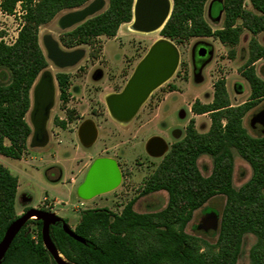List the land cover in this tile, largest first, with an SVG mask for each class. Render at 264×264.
I'll return each mask as SVG.
<instances>
[{"label":"trees","instance_id":"16d2710c","mask_svg":"<svg viewBox=\"0 0 264 264\" xmlns=\"http://www.w3.org/2000/svg\"><path fill=\"white\" fill-rule=\"evenodd\" d=\"M90 0H0V12L22 13V25L12 45L0 40V69L10 80L0 85V156L19 160L27 148L31 128L25 120L30 109V91L47 68L38 41V30L63 10L77 9ZM172 11L160 31V37L176 46L191 38H215L223 46L235 47L243 31L250 33L248 59L242 77L249 85V100L232 106L225 81L213 85L209 104L195 101L194 115L207 114L210 127L205 134L194 129L191 120L183 139L173 144L160 164L145 181L141 195L165 191L166 207L157 213L139 214L128 202L119 215L107 209L82 212L73 229L85 241L76 242L64 233L60 224L50 226L51 241L65 261L72 264H236L242 239L256 237L249 252V264H264V136L251 137L243 127V118L264 99V80L253 64L264 59V47L256 36L264 33V0H223V25L212 30L205 20L208 0H171ZM134 0H108L106 10L67 34L66 45L90 43L96 36L113 37L122 24L132 20ZM233 56V52H230ZM64 98L67 78L58 75ZM57 126L63 122L55 120ZM233 151L252 170L250 179L239 189L232 185ZM213 159L210 176L204 178L197 166L203 155ZM18 178L0 164V241L18 216L14 203ZM222 195L218 238L213 248L202 251L201 242L185 233L194 211L211 198ZM28 211V210H27ZM67 223L66 220H62ZM34 225V234L28 226ZM40 220H28L11 242L0 264H55L43 247Z\"/></svg>","mask_w":264,"mask_h":264},{"label":"rangeland","instance_id":"374dc122","mask_svg":"<svg viewBox=\"0 0 264 264\" xmlns=\"http://www.w3.org/2000/svg\"><path fill=\"white\" fill-rule=\"evenodd\" d=\"M222 1L208 0L205 4L204 17L213 31L221 29L223 25ZM96 2L102 4L101 8L85 20L99 15L106 10L108 0H90L80 8L63 10L39 28L38 41L47 61V68L43 72L53 77L59 72L70 75L68 99L64 102L58 100L56 86L54 105L44 126L48 136L45 146H32L29 139L28 147L19 160L0 156V164L18 178L19 188L14 203L16 216H21L29 209L48 212L66 220L71 230L78 224L82 212L107 209L119 215L131 200L134 201L133 210L139 214L163 210L168 202L165 191L140 194L145 181L165 156L149 157L145 152L146 142L152 137H161L168 146V152L173 144L184 138L191 120L196 132L205 134L210 127V118L207 114L194 115L191 106L195 101L211 103L213 85L218 80L225 81L232 106L247 102L250 95L249 85L242 77L252 38L250 33L243 31L238 44L233 48L223 46L215 38H191L177 46L174 44L180 54L174 75L151 93L132 121L127 124L117 123L108 114L105 98L123 89L150 46L163 37H160L161 30L154 34L134 30L131 20L130 23L122 24L113 37H100L90 45L73 43L71 49H67L61 43L62 38L79 24L61 29L60 21L66 15L81 12ZM246 7L249 8L248 0ZM21 25L22 13L19 7L12 16L0 12V40L12 44ZM255 38L264 47V33ZM50 41L57 42L63 52L77 50L80 54L84 53L82 60L70 68H57L48 56L46 43ZM199 44L208 46L212 55L211 58L203 59V63L195 68L191 51ZM231 51L233 56H230ZM253 67L256 75L264 80V59L255 62ZM96 73L99 74L97 79ZM9 80V72L1 68L0 85L8 84ZM33 90L34 87L30 91V109L25 117L31 130ZM261 112H264V99L243 118V127L251 137L264 136L263 127L258 123L251 125L253 118ZM56 119L63 122L64 127L57 126ZM87 120L94 123L97 139L92 146L85 148L78 140L77 131ZM97 158L116 161L121 171V183L109 193L89 201L81 200L76 190ZM197 166L201 175L207 178L213 168L212 157L201 155L197 159ZM251 175L249 164L233 151V187L239 189ZM43 198L47 201L43 202ZM224 205V196L211 198L194 211L185 227L187 235L200 240L202 251L215 247ZM28 228L35 236L34 225L30 224ZM255 242L256 237L252 234L243 237L236 264H249V252Z\"/></svg>","mask_w":264,"mask_h":264},{"label":"water","instance_id":"95a60500","mask_svg":"<svg viewBox=\"0 0 264 264\" xmlns=\"http://www.w3.org/2000/svg\"><path fill=\"white\" fill-rule=\"evenodd\" d=\"M101 6L102 4L96 2L81 12H73L66 15L62 20V26L67 27L83 21ZM171 11V0H134L132 27L141 33L161 30L169 19ZM46 48L49 58L80 55L79 52H75L72 55L64 54L56 48V44L52 41L46 43ZM200 51V57H204L206 54L207 57L211 58V49L208 50L202 46ZM179 59V51L171 41L165 38L156 40L137 64L123 89L119 93L110 94L105 98L109 116L120 124H127L132 121L151 93L161 87L174 75L179 65ZM34 90H37L36 86ZM255 123L260 124L264 132V112L257 114L253 118L251 125ZM78 138L81 145L85 148L95 143L97 129L92 121L87 120L81 124L78 130ZM167 149L166 142L158 136L150 138L145 145L146 154L152 158L163 157ZM120 183L121 171L116 161L111 158H97L88 168L83 182L76 190V194L79 199L89 201L97 196L115 190ZM33 217L42 222V244L54 263L72 264L65 261L54 247L49 234L50 226L60 224L64 233L70 238L81 244H85V241L77 236L60 217L36 209H29L9 225L0 241V261L15 236L26 222Z\"/></svg>","mask_w":264,"mask_h":264},{"label":"flooded vegetation","instance_id":"af4514ba","mask_svg":"<svg viewBox=\"0 0 264 264\" xmlns=\"http://www.w3.org/2000/svg\"><path fill=\"white\" fill-rule=\"evenodd\" d=\"M99 9H97L96 11H98ZM93 17H95V16H93ZM90 18H92V17H90ZM87 20L84 19L83 21H80V22L75 23L73 25L79 24L78 26H80L81 24H83ZM59 24H60L61 29H65V28H69V27L73 26V25H70L67 27H63L62 26V20L60 21ZM78 26H76L74 29H76ZM74 29H72L70 32H72ZM70 32H68V33H70ZM65 37L66 36H63L61 43L67 49L68 48L71 49L70 46H73V44L66 45L65 44ZM100 37H103V36L94 37L90 43H92L93 41H95L96 39H98ZM52 42H54V41H52ZM54 43L56 44V48L58 50H60L58 43L57 42H54ZM90 43H83L81 45H90ZM202 46L206 47V49H208V50L210 49V48H208V46H205L204 44H199L197 47H195L191 51L192 62H193V66H195V68H197V66H200L203 63L202 60L207 57L206 54L204 55V57L199 56V52L201 53L200 48ZM61 52L64 54H71L72 55L75 52H77V50H73L71 52H63V51H61ZM83 56H84V53L80 54V55L52 57L51 60L57 66V68L64 69V68H70L72 66H75L78 62H80L82 60ZM43 71L39 74V76L37 77V79L33 85L34 88H35V86L37 87V90H33V105H32V112H31L32 130H31V135L29 138L31 140L32 146H37V147L45 146L48 143V136L45 133L44 126H45V124L49 118L50 111L54 105L56 86H57L58 92H59L58 100L61 102H64L68 99V93H69L68 90H69L70 79H71L70 75L66 72H59L53 77L48 72H43ZM58 75H64L67 78L66 91H65L64 98L61 97L60 87H59V83L57 80ZM95 76H96V79L99 78V74L96 73ZM259 126H261V125L259 124ZM77 137H78V131H77ZM78 140H79V138H78Z\"/></svg>","mask_w":264,"mask_h":264},{"label":"built area","instance_id":"2783aa9c","mask_svg":"<svg viewBox=\"0 0 264 264\" xmlns=\"http://www.w3.org/2000/svg\"><path fill=\"white\" fill-rule=\"evenodd\" d=\"M37 1H38V0H34V2H37ZM18 32H19V30H18ZM15 40H16V39H15ZM15 40H14V42H15ZM14 42H13V43H14ZM13 43H12V44H13ZM5 44H6V43H5ZM12 44H10V45H12ZM7 45H8V44H7ZM45 201H47V199H46V198H43V202H45ZM46 208H47V206H46Z\"/></svg>","mask_w":264,"mask_h":264},{"label":"bare ground","instance_id":"6f19581e","mask_svg":"<svg viewBox=\"0 0 264 264\" xmlns=\"http://www.w3.org/2000/svg\"><path fill=\"white\" fill-rule=\"evenodd\" d=\"M134 21V20H133ZM160 30H156V31H153V32H150V33H147V34H154V33H157L159 32ZM34 218V217H33Z\"/></svg>","mask_w":264,"mask_h":264},{"label":"crops","instance_id":"0c3cea01","mask_svg":"<svg viewBox=\"0 0 264 264\" xmlns=\"http://www.w3.org/2000/svg\"><path fill=\"white\" fill-rule=\"evenodd\" d=\"M30 139V138H29ZM29 139H28V141H29ZM28 141H27V143H28ZM27 147H28V144H27ZM19 186V185H18ZM19 188V187H18ZM17 192H18V189H17ZM16 196H17V193H16ZM36 208V207H35Z\"/></svg>","mask_w":264,"mask_h":264}]
</instances>
